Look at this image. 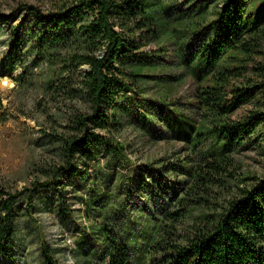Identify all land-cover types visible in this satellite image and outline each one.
I'll return each mask as SVG.
<instances>
[{"label":"trees","instance_id":"trees-1","mask_svg":"<svg viewBox=\"0 0 264 264\" xmlns=\"http://www.w3.org/2000/svg\"><path fill=\"white\" fill-rule=\"evenodd\" d=\"M53 2L45 13L25 5L10 33L54 57L64 76L47 89L89 111L73 120L75 134L56 140L65 166L35 181L34 191L60 174L79 176L75 156L95 161L102 153L116 170L97 177L103 194L94 183L84 193L85 206L102 214L87 224L102 247L97 254L78 242L67 250L74 264H136L147 254L155 264H264V174L241 173L239 158L250 148L264 154V0ZM186 79L194 83L187 99L173 98ZM250 101L257 109L237 116ZM125 128L142 143L177 147L135 166L144 203L115 228L116 210L99 199H109L112 176L130 162V144L119 137ZM16 197L0 186V257L8 260ZM39 255L41 264H61L44 241Z\"/></svg>","mask_w":264,"mask_h":264},{"label":"rangeland","instance_id":"rangeland-1","mask_svg":"<svg viewBox=\"0 0 264 264\" xmlns=\"http://www.w3.org/2000/svg\"><path fill=\"white\" fill-rule=\"evenodd\" d=\"M25 5L36 7L42 13L55 9L53 0H0V186L17 194L13 205V250L9 263L0 264H41L40 241L55 249V257L61 264H74L67 250L76 248L78 242L87 244L84 248L97 254L102 247L101 238L93 236L88 225L101 222L103 217L85 206L84 193L89 192L88 187L94 183L99 187L95 189L101 190H96L98 194H103L105 190L103 192L99 184V174L102 172L108 179L116 170L111 172L106 167L107 158L102 153L95 161L75 156L71 166L76 167L79 176L69 180L60 174L56 185L49 184L34 191L35 181H50L56 169L65 166L66 160L61 157L56 140L59 136L75 134L71 128L73 120L89 108L81 99H74L65 91L46 88L48 81L59 85L64 76L58 65L51 63L55 60L53 56L35 52L21 32V41L16 44L10 32L12 27L24 22ZM79 69L88 70V66L82 65ZM76 77L77 73L73 79ZM193 86V81L186 79L176 86L173 98L186 100ZM254 109H257L256 103L250 101L243 104L236 115L242 116ZM91 131L105 133L96 128ZM119 137L130 144V162L120 167L121 175L112 176L107 191L109 199H99L107 202L105 208L116 210L114 216L110 214L114 217L115 228L136 216L144 203L138 191L135 166L177 147L175 143L162 141L142 143L129 128L123 129ZM239 158L241 173L264 174V154L257 149L243 150ZM105 184L107 182L101 183ZM87 205L90 206V201ZM135 262L155 264L154 257L148 254Z\"/></svg>","mask_w":264,"mask_h":264},{"label":"bare ground","instance_id":"bare-ground-1","mask_svg":"<svg viewBox=\"0 0 264 264\" xmlns=\"http://www.w3.org/2000/svg\"><path fill=\"white\" fill-rule=\"evenodd\" d=\"M0 262L2 263V262H7V263H9V260L7 259V258H5V257H1L0 258Z\"/></svg>","mask_w":264,"mask_h":264}]
</instances>
